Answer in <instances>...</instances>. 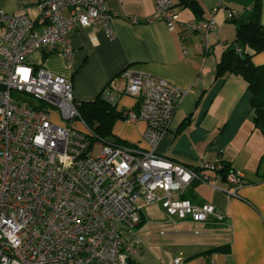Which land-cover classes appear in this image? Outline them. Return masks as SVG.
Returning <instances> with one entry per match:
<instances>
[{"label": "built area", "instance_id": "built-area-1", "mask_svg": "<svg viewBox=\"0 0 264 264\" xmlns=\"http://www.w3.org/2000/svg\"><path fill=\"white\" fill-rule=\"evenodd\" d=\"M155 4L169 30L202 31L209 48L215 18L182 23L173 0ZM226 9L228 0H218L213 13ZM39 10L34 20L0 9V264H136L141 212L155 203L180 220L224 222L213 205L186 198L194 183L209 184V173L225 169L222 161L191 167L157 154L187 92L126 70L124 89L111 83L103 97L112 104L122 95L136 99L122 116L146 124L148 149L98 139L81 117L71 79L37 65L33 54L51 49L70 67V34L97 27L113 37L114 16L106 0H45ZM235 17L228 11L229 20ZM55 110L64 125L54 121ZM226 179L236 197L241 175L230 170Z\"/></svg>", "mask_w": 264, "mask_h": 264}, {"label": "crops", "instance_id": "crops-1", "mask_svg": "<svg viewBox=\"0 0 264 264\" xmlns=\"http://www.w3.org/2000/svg\"><path fill=\"white\" fill-rule=\"evenodd\" d=\"M43 1L0 0V9L37 20ZM173 1L182 23L215 18L208 49L202 31L189 32L180 26L169 30L156 16L155 0H106L114 16L113 37L102 28L78 27L69 36L74 53L70 67L51 49L34 53L33 60L53 74L71 79L77 102L95 99L111 83L123 90L121 75L126 70L134 77L151 75L168 81L187 93L157 154L191 167L220 160L241 175L245 184L236 197L229 195L233 188L225 173H209V184L194 183L188 192L187 199L194 204L213 205L225 217L222 223L199 224L215 227L214 234L206 231L211 239L168 259L141 240L142 251L136 264H172L178 258L181 264H264V136L254 125L246 81L235 75L217 77L223 53L237 38V21L249 16L258 0H228V9L217 14L213 9L218 0H192L199 12L183 0ZM259 1L264 26V0ZM228 11L236 14L235 19L227 18ZM252 62L264 65V51L256 54ZM136 103L135 98L122 95L117 109L132 110ZM145 129L143 121L116 122L114 140L147 150ZM143 210L138 233L146 222ZM166 215L180 226L195 224L190 219Z\"/></svg>", "mask_w": 264, "mask_h": 264}, {"label": "trees", "instance_id": "trees-1", "mask_svg": "<svg viewBox=\"0 0 264 264\" xmlns=\"http://www.w3.org/2000/svg\"><path fill=\"white\" fill-rule=\"evenodd\" d=\"M184 2L195 12H199L192 0H183ZM263 51L264 26L261 23V3L258 0L251 14L237 21V38L223 53L217 67V77L235 75L246 81L251 94L254 125L264 136V65L256 66L252 62L253 57ZM103 92L104 90L93 100L79 102L81 117L98 139L126 145L119 140L115 141L113 134L116 122L123 119V112L118 111V104L105 100ZM222 163L225 169L220 173H225L227 177L231 168L225 162ZM188 197L187 194L186 198Z\"/></svg>", "mask_w": 264, "mask_h": 264}, {"label": "rangeland", "instance_id": "rangeland-1", "mask_svg": "<svg viewBox=\"0 0 264 264\" xmlns=\"http://www.w3.org/2000/svg\"><path fill=\"white\" fill-rule=\"evenodd\" d=\"M54 121L60 125H64L63 121H60V112L55 110ZM124 122V120H118L117 122ZM80 129V128H79ZM100 153V147L97 146L94 150V155L97 156ZM146 218L145 224L140 229L138 236L140 240L152 248L164 259L178 255L180 252L189 251L192 246L204 242L209 238L206 231L214 234L215 227H204L199 225L201 223L178 225L170 221L166 215V211L158 204H152L146 206L143 210ZM205 224V223H204ZM214 237V236H213ZM208 246H206L207 248Z\"/></svg>", "mask_w": 264, "mask_h": 264}]
</instances>
